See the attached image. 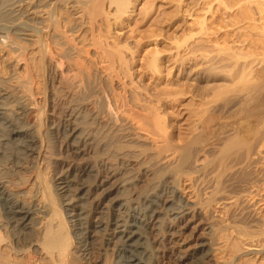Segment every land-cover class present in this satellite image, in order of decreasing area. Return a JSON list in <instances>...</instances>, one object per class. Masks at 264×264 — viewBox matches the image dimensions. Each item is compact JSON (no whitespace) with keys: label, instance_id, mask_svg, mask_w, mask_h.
Segmentation results:
<instances>
[{"label":"bare ground","instance_id":"1","mask_svg":"<svg viewBox=\"0 0 264 264\" xmlns=\"http://www.w3.org/2000/svg\"><path fill=\"white\" fill-rule=\"evenodd\" d=\"M136 2L0 0V163L51 165L62 174L61 189L69 178L94 173L100 180L95 207L86 212L82 206L75 215L73 250L43 174L33 179V167L21 175L0 168V264H88L91 234L107 229L118 247L115 264H149L146 236L154 230L170 244L169 251L162 246V264H210L211 256L216 264H236L214 248V227L264 221L260 209V219L211 225L208 239L185 251L199 207L231 200V210L237 203L232 191L243 187L264 193V174L257 173L264 169V0H202L206 10L189 15L188 32L206 33L188 48V62L212 48L222 58L203 60L229 78L212 101L204 98L189 111L183 137L171 130L165 111L170 94L141 95L119 69L126 55L115 32ZM13 69L24 77L10 76ZM99 79L104 90L97 88ZM87 122L95 127L94 149L80 140L79 123ZM89 155L96 158L87 161ZM183 182L190 184L191 200L180 190ZM80 192L85 200L88 191ZM105 201L110 212L103 222L98 215ZM63 210L71 222V210ZM258 239L249 243L252 254L264 255V230Z\"/></svg>","mask_w":264,"mask_h":264},{"label":"rangeland","instance_id":"2","mask_svg":"<svg viewBox=\"0 0 264 264\" xmlns=\"http://www.w3.org/2000/svg\"><path fill=\"white\" fill-rule=\"evenodd\" d=\"M137 1V7L132 17L125 18L117 27V32H115V35L119 36L121 46H123L121 50L126 55V58L120 63L119 69L122 77H126L125 81L132 83L131 86L136 87L137 92L141 95L150 97L154 94L161 96L165 93L170 94L168 98L171 102L167 104L165 111L169 112L171 130L177 132L179 137H183L188 128L189 111L191 112V110L197 108L204 98L206 101H208L207 99L212 101V96L216 95L219 90L217 87L224 86L223 84L229 78L226 71L209 66L203 60L205 57L208 59L222 58L220 57L222 55H218L212 48H207L205 53L196 56L194 59H197V61L188 62L187 60L188 48L194 43H201L206 33L198 30L197 27L193 28V32H188L189 15H192L195 10H202V7H204V12L207 5L202 3V0ZM217 14L220 16V13ZM71 15H73L72 12ZM220 21L225 22L224 16H221ZM9 75H14L13 77L16 78L24 77V72L22 69H13L9 72ZM58 81L59 76H56L55 86L58 85ZM42 82L43 79H39L40 90L43 89ZM97 88L99 90L105 88L103 81L100 79L97 81ZM36 98H39V101L42 99L41 101L44 103L43 95ZM45 113L46 115L49 114L47 101ZM79 130L82 131L80 140L87 144L89 148L94 149L96 146L94 125L91 122L79 123ZM95 158L96 155H89L87 161H93ZM82 161L79 160V164ZM4 167L13 168L20 175L26 174L30 171L29 168L33 167L34 171L31 173L33 179L36 176L35 172L43 174L49 185L50 195L54 200L55 205L52 209L57 210L60 218L64 220L66 231L72 238L71 248L76 250L75 233L79 226L78 218L75 215L80 207L83 206L86 212H91L97 204L98 192L95 191V186L99 183V178H96L94 173L79 176V179L69 178L67 187L61 189L59 178L62 174L59 171L57 172L51 165H40L39 163L36 164L34 160L27 159L18 164L17 167L10 162L0 163V168ZM257 173L258 176L264 174V169L258 168ZM80 188L88 191L85 200H80L82 194ZM180 190L185 192L184 195L187 199L191 200V188L188 182H183ZM232 194L237 198V203L231 210L228 209L231 200L218 201L209 207H199L196 210L195 219L186 231L187 237L189 236L185 245L187 253L195 251L199 244L208 239L209 235L206 234L208 231L206 229L211 225L218 223L220 225L221 222V226H226L231 219H260L258 216L259 210L261 209L264 212L263 192L257 193L254 189L243 187L240 190L232 191ZM63 200L69 201V206L66 208L60 206V202ZM63 209L71 210V222H69ZM99 211V219L106 222V217L110 212L109 201H105L103 209ZM214 228L212 234L215 237V249L223 250L226 255L235 258L236 264H264V255H253L252 251L255 248L250 246V244H258V235L264 230V221L255 225L241 222L235 229L226 227L224 230L219 231L216 227ZM4 232L2 230V234L5 236ZM91 237L89 242L87 241L90 260L88 264H115L118 258V247L111 237L110 230L93 232ZM160 238L161 235L156 230L147 233L146 244L150 252L149 264H162L164 262L163 257H161L163 245L166 246L165 249L170 250V244L167 241H164L163 244V241L160 242ZM80 240L84 241V237L80 236ZM3 245L9 246V243L3 242ZM215 252L218 253V250ZM18 256L22 258L24 255ZM40 257L43 258L44 262L46 257ZM216 262V258L211 256L210 264H216ZM79 264H84V262L79 261Z\"/></svg>","mask_w":264,"mask_h":264}]
</instances>
